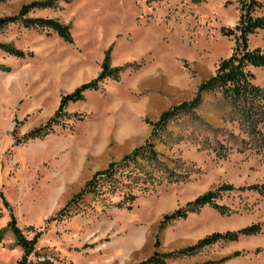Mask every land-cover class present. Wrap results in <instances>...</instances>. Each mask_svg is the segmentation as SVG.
Masks as SVG:
<instances>
[{"label": "rangeland", "instance_id": "rangeland-1", "mask_svg": "<svg viewBox=\"0 0 264 264\" xmlns=\"http://www.w3.org/2000/svg\"><path fill=\"white\" fill-rule=\"evenodd\" d=\"M34 1L43 0L0 3V19ZM257 1L253 16L264 18V0ZM28 17L68 26L72 43L48 30L0 29V232L10 221L6 202L27 239L41 232L36 252L52 264H138L155 250L175 252L213 233L264 223V197L247 190L264 185L257 135H264V119L249 133L220 92L204 93L192 114L176 116L154 140L166 175H138L119 191L103 188L69 205L94 173L144 145L160 114L191 101L231 56L235 40L223 31L237 26L239 0H69ZM248 49L264 54V32L248 38ZM106 58L109 73L98 88L60 110L64 97L102 74ZM246 70L264 89V69ZM53 118L47 135L24 140ZM227 186L234 190H220ZM210 192L227 215L205 207L160 227L165 215ZM21 256L5 233L0 264ZM223 259L264 264V229L178 263Z\"/></svg>", "mask_w": 264, "mask_h": 264}, {"label": "trees", "instance_id": "trees-1", "mask_svg": "<svg viewBox=\"0 0 264 264\" xmlns=\"http://www.w3.org/2000/svg\"><path fill=\"white\" fill-rule=\"evenodd\" d=\"M5 1L0 0V3ZM68 1L43 0L22 5L15 16L0 19V29L5 26L17 25L24 29L48 30L64 42L70 44L72 43V38L68 26L61 25L52 19L28 17L35 11L56 9L60 3ZM260 7L261 5L257 0H239V20L237 26L233 30L228 29L223 31L224 36L233 37L235 40L231 56L219 62L214 76L200 83L191 101L172 107L160 114L158 120L151 124V134L144 145L125 155L119 162H111L104 170L94 173L91 179L85 183L83 189L73 196L69 205L79 201L86 194H99L103 188H107L111 192L119 191L123 189L122 187L129 185L125 184L128 181L138 182V175L149 178H153L156 173H160L162 176L166 175L167 168L165 164L163 165L165 156L155 148L154 140L161 138L160 134L166 130L169 121L175 119L176 116L181 113L192 114L193 110L200 104L204 93L220 92L224 98H227L233 104V107H236L248 132L256 133L255 127L260 122L259 118L262 117L264 119V89L252 84L251 80L253 76L247 72L246 68L251 66L264 69V54L259 50L251 51L248 49V38L259 31L264 32V18L253 16L256 9ZM4 49L16 58H23V54L19 51L9 49L8 47ZM102 69V74L94 82L82 85L73 94L64 97L60 103V110L71 102L74 103L81 100L82 94L85 91L96 90L98 88L97 83L109 73L107 58L102 65ZM53 121L54 118L48 124L28 134L24 137V140L44 137L50 132ZM257 135L264 146V135L260 132ZM220 190L229 192L233 191L234 188L227 186ZM239 190L243 191L242 188H239ZM247 190L264 197V185H253ZM216 198L217 194L212 192L196 198L174 213L165 215L160 222V227L166 223L184 219L188 214L197 213L205 207H210L221 215H227L228 209L225 206L218 205L215 201ZM130 199L133 201L135 198L130 197ZM4 205L10 211V221L6 228L1 230L0 239L7 232L13 235L15 246L22 251V256L17 261V264H52L46 252L40 254L36 252L35 246L41 237V232H36L32 239H27L22 230L17 226L16 219L8 204L4 202ZM126 209L130 210L131 204ZM64 212L62 210L60 214ZM263 229L264 223L242 228L235 232L213 233L199 240L194 245L175 252L163 253L155 250L152 255L138 264H203L178 262L195 257L199 252L213 245L233 243L241 237L256 236ZM32 254L38 255V258L42 260L32 263L29 261V257ZM225 261L226 259H223L218 263L207 262L205 264H223Z\"/></svg>", "mask_w": 264, "mask_h": 264}]
</instances>
